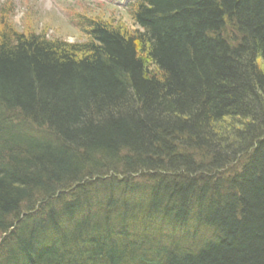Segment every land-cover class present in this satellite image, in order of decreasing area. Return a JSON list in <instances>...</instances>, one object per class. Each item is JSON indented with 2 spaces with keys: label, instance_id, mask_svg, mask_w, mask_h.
Here are the masks:
<instances>
[{
  "label": "trees",
  "instance_id": "obj_1",
  "mask_svg": "<svg viewBox=\"0 0 264 264\" xmlns=\"http://www.w3.org/2000/svg\"><path fill=\"white\" fill-rule=\"evenodd\" d=\"M130 12L0 21V264H264V0Z\"/></svg>",
  "mask_w": 264,
  "mask_h": 264
},
{
  "label": "rangeland",
  "instance_id": "obj_2",
  "mask_svg": "<svg viewBox=\"0 0 264 264\" xmlns=\"http://www.w3.org/2000/svg\"><path fill=\"white\" fill-rule=\"evenodd\" d=\"M134 0H0V21H15L25 33L85 42L87 19L126 23L135 28L131 16Z\"/></svg>",
  "mask_w": 264,
  "mask_h": 264
},
{
  "label": "bare ground",
  "instance_id": "obj_3",
  "mask_svg": "<svg viewBox=\"0 0 264 264\" xmlns=\"http://www.w3.org/2000/svg\"><path fill=\"white\" fill-rule=\"evenodd\" d=\"M139 203V201L136 202V204ZM136 204H134L136 206ZM137 207V206H136Z\"/></svg>",
  "mask_w": 264,
  "mask_h": 264
}]
</instances>
